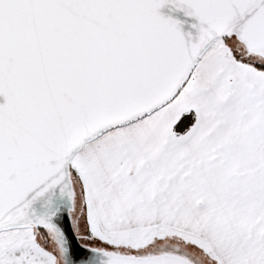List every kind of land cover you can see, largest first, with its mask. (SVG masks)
Here are the masks:
<instances>
[{
	"label": "snow or ice",
	"instance_id": "obj_1",
	"mask_svg": "<svg viewBox=\"0 0 264 264\" xmlns=\"http://www.w3.org/2000/svg\"><path fill=\"white\" fill-rule=\"evenodd\" d=\"M0 264H264V0H0Z\"/></svg>",
	"mask_w": 264,
	"mask_h": 264
}]
</instances>
